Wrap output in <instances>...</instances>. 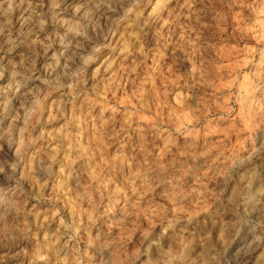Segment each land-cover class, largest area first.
Returning <instances> with one entry per match:
<instances>
[{
    "label": "clouds",
    "instance_id": "obj_1",
    "mask_svg": "<svg viewBox=\"0 0 264 264\" xmlns=\"http://www.w3.org/2000/svg\"><path fill=\"white\" fill-rule=\"evenodd\" d=\"M0 264H264V0H0Z\"/></svg>",
    "mask_w": 264,
    "mask_h": 264
},
{
    "label": "rangeland",
    "instance_id": "obj_2",
    "mask_svg": "<svg viewBox=\"0 0 264 264\" xmlns=\"http://www.w3.org/2000/svg\"><path fill=\"white\" fill-rule=\"evenodd\" d=\"M181 2H182V0H181Z\"/></svg>",
    "mask_w": 264,
    "mask_h": 264
}]
</instances>
